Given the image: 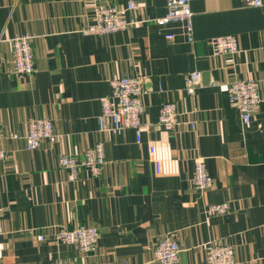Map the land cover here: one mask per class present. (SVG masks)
Returning a JSON list of instances; mask_svg holds the SVG:
<instances>
[{
    "label": "crops",
    "instance_id": "crops-1",
    "mask_svg": "<svg viewBox=\"0 0 264 264\" xmlns=\"http://www.w3.org/2000/svg\"><path fill=\"white\" fill-rule=\"evenodd\" d=\"M135 1L126 16L139 23L86 34L94 23L90 0H0V147L7 152L0 160V264H160L153 250L165 235L181 247L176 264H207L211 241L233 246V264H264V4L190 0L189 42L182 22H155L167 0ZM16 34L33 36L30 77L14 71ZM225 34L238 38L241 51L214 56L210 39ZM193 71L201 74L195 95L186 90ZM126 75L145 77L147 125L100 133L101 98L113 78ZM247 77L258 81L261 97L250 123L228 93L232 81ZM167 101L181 113L172 130L159 124ZM35 116L53 119L59 137L30 150L25 135ZM99 139L102 173L82 169L70 178L60 154H81ZM198 156L213 177L205 190L193 182ZM217 202H228L229 211L209 216L207 207ZM91 225L100 232L95 253L54 235L60 227Z\"/></svg>",
    "mask_w": 264,
    "mask_h": 264
},
{
    "label": "built area",
    "instance_id": "built-area-1",
    "mask_svg": "<svg viewBox=\"0 0 264 264\" xmlns=\"http://www.w3.org/2000/svg\"><path fill=\"white\" fill-rule=\"evenodd\" d=\"M94 2V23L83 28L86 34H107L126 30L139 23L134 18H128V11L137 9V2L129 0L125 6L109 5L99 0ZM247 5L262 6L264 0H244ZM193 11L190 0H167V12L165 16L157 18L155 22L164 26L170 22H182L184 33L189 42L194 41ZM171 34L168 38H172ZM33 36L30 34H16L10 41L14 52V71L19 76H31L36 71L35 56L32 48ZM212 54L214 56L235 55L241 51L238 38L232 34L213 36L210 39ZM201 74L193 71L186 76V90L195 95L200 84ZM144 80L142 75L118 76L111 80V93L101 98L102 111L99 116V132H111L121 135L129 128L138 131L147 124L142 123V114L145 111ZM229 99L237 107L245 123H250L254 114L259 110L261 97L259 83L252 77L236 79L229 84ZM180 112L173 101L161 104L159 112V124L166 130H172L180 123ZM3 130L0 125V138ZM10 138L17 139L20 135L11 132ZM59 134L55 131L53 119L44 116L30 117L27 122L25 135L26 147L30 150L37 149L44 141L55 142ZM7 157V152L0 147V160ZM59 163L69 172L70 178H76L78 173L85 169L92 175L102 173L106 164L105 143L99 139L94 145L85 148L81 154L62 153ZM193 182L199 189L205 190L213 185V177L207 170L206 160L198 156L194 163ZM228 202L209 204L207 214L222 215L229 211ZM55 237L71 246H75L84 253H95L100 237L99 228L95 225L77 226L69 229L58 228ZM39 240L44 235L38 236ZM207 264H233L234 248L230 243L211 241L205 245ZM181 247L179 242L169 235L163 236L153 250L154 260L160 264H176L180 259ZM116 264H129L128 261H118Z\"/></svg>",
    "mask_w": 264,
    "mask_h": 264
}]
</instances>
